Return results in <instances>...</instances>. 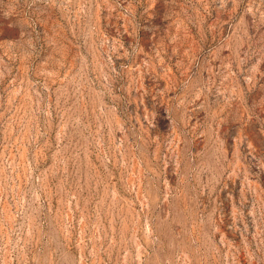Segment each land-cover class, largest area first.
I'll use <instances>...</instances> for the list:
<instances>
[{
    "label": "rangeland",
    "instance_id": "obj_1",
    "mask_svg": "<svg viewBox=\"0 0 264 264\" xmlns=\"http://www.w3.org/2000/svg\"><path fill=\"white\" fill-rule=\"evenodd\" d=\"M0 264H264V0H0Z\"/></svg>",
    "mask_w": 264,
    "mask_h": 264
}]
</instances>
